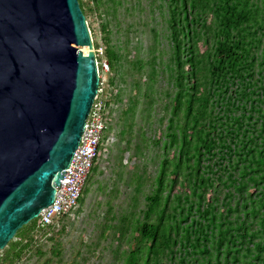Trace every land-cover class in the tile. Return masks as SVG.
<instances>
[{"label": "trees", "instance_id": "1", "mask_svg": "<svg viewBox=\"0 0 264 264\" xmlns=\"http://www.w3.org/2000/svg\"><path fill=\"white\" fill-rule=\"evenodd\" d=\"M78 2L86 18L92 13L98 19L106 7L115 10L121 4ZM147 4L165 25L162 38L169 56L164 60L161 52L144 62L136 58L129 68L140 74L147 65L148 78L154 79L153 63L158 59L173 87L172 95L167 90L164 94L169 101L164 104L168 123L163 155L144 209L117 215L107 201L100 236L110 230L113 239L126 246L112 253L122 264H264V0H147ZM128 7L143 9L140 0ZM108 23H100V42L93 46L102 47L112 73L121 52L112 44ZM151 32L156 34L155 29ZM113 80L110 76L107 83L113 86ZM103 94L107 128L86 181L97 172L102 143L112 128L108 107L119 96L118 90L108 96L105 88ZM135 205L132 197L130 207ZM64 217L48 226L39 218L23 225L0 251V264H18L33 250L42 255L32 234L52 241L47 235ZM64 232L61 225L57 235ZM56 246L51 255L59 259L58 242Z\"/></svg>", "mask_w": 264, "mask_h": 264}, {"label": "water", "instance_id": "2", "mask_svg": "<svg viewBox=\"0 0 264 264\" xmlns=\"http://www.w3.org/2000/svg\"><path fill=\"white\" fill-rule=\"evenodd\" d=\"M98 85L78 0H0V251L54 202Z\"/></svg>", "mask_w": 264, "mask_h": 264}, {"label": "rangeland", "instance_id": "3", "mask_svg": "<svg viewBox=\"0 0 264 264\" xmlns=\"http://www.w3.org/2000/svg\"><path fill=\"white\" fill-rule=\"evenodd\" d=\"M83 1L91 5L90 0ZM119 1L121 4L115 10L106 7L99 19L92 13L85 17L93 42H100V23L109 22L112 44L121 52L120 63L115 71L99 74L108 96H113V90H118L119 96L108 107L112 128L102 143L95 165L97 172L85 182L86 191L82 202L48 233L47 236L52 235V241L40 233L32 234L36 245L33 247L40 249L42 255L30 251L18 264H47L48 261V264H122L114 260L112 253L115 248L121 250L126 246L118 244L110 230L106 231V236H100L105 203L111 201L113 213L117 215L144 209V197L150 192L163 155L161 143L165 139L168 123L164 104L169 101L164 94L167 90L172 95L173 87L169 85L167 76L162 74V67L159 69L158 59L153 63L156 70L154 79L148 78L147 65L140 74L130 71L129 67L136 58L144 62L161 52L165 60L169 50L162 38L165 25L158 11L148 7L147 0H140V6H143L140 12L134 10L135 7H128L135 0ZM151 29L156 30L155 35ZM110 76L114 78L113 86L107 83ZM135 81L139 85L134 86ZM133 102H136L135 105ZM121 129L126 134H121ZM153 140L158 141L156 146L152 145ZM170 153L168 151V158L171 157ZM176 191L181 192L182 189L177 187ZM132 197L136 198L134 208L130 207ZM61 225L65 226V232L57 235ZM55 240L61 251L59 259L51 255L52 248L57 247Z\"/></svg>", "mask_w": 264, "mask_h": 264}, {"label": "built area", "instance_id": "4", "mask_svg": "<svg viewBox=\"0 0 264 264\" xmlns=\"http://www.w3.org/2000/svg\"><path fill=\"white\" fill-rule=\"evenodd\" d=\"M94 54L98 74L107 73L109 68L102 47L94 48ZM102 85L99 76L97 94L86 117L79 145L63 179L59 181V187L55 189L54 202L41 209L37 217L42 226L58 222L61 217L68 215L78 205L87 176L96 159L98 146L107 128L103 118L105 95Z\"/></svg>", "mask_w": 264, "mask_h": 264}, {"label": "clouds", "instance_id": "5", "mask_svg": "<svg viewBox=\"0 0 264 264\" xmlns=\"http://www.w3.org/2000/svg\"><path fill=\"white\" fill-rule=\"evenodd\" d=\"M94 47V46H93Z\"/></svg>", "mask_w": 264, "mask_h": 264}]
</instances>
